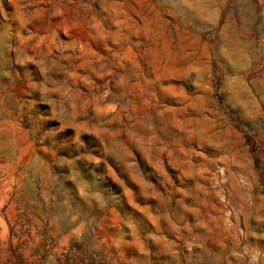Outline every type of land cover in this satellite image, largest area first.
Returning a JSON list of instances; mask_svg holds the SVG:
<instances>
[{
	"label": "rangeland",
	"instance_id": "374dc122",
	"mask_svg": "<svg viewBox=\"0 0 264 264\" xmlns=\"http://www.w3.org/2000/svg\"><path fill=\"white\" fill-rule=\"evenodd\" d=\"M0 264H264V0H0Z\"/></svg>",
	"mask_w": 264,
	"mask_h": 264
}]
</instances>
